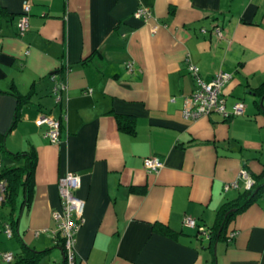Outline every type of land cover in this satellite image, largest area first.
<instances>
[{"label": "crops", "instance_id": "0c3cea01", "mask_svg": "<svg viewBox=\"0 0 264 264\" xmlns=\"http://www.w3.org/2000/svg\"><path fill=\"white\" fill-rule=\"evenodd\" d=\"M24 4L29 26L21 33ZM0 6V134L9 151L36 153L32 198L26 206L18 190L10 237L0 209V264H13L22 242L49 249L37 264L62 263L52 212L68 172L79 176L76 194L84 202L77 264H264V190L214 244L182 223L190 216L208 230L218 209L237 198L241 189L223 187L241 169L264 183V94L255 92L264 85V0H0ZM138 7L149 17H135ZM186 59L204 81L230 73L226 109L242 101L244 113L183 118L184 98L194 89ZM12 86L32 92L16 120ZM42 113L62 123L59 143H51L46 125H36ZM117 115L134 117L133 133L119 128ZM149 156L162 161L157 172L144 169ZM21 163L0 152V169ZM5 252L15 255L11 263Z\"/></svg>", "mask_w": 264, "mask_h": 264}, {"label": "built area", "instance_id": "2783aa9c", "mask_svg": "<svg viewBox=\"0 0 264 264\" xmlns=\"http://www.w3.org/2000/svg\"><path fill=\"white\" fill-rule=\"evenodd\" d=\"M28 12L29 5L24 4L23 13L18 20V28L23 33L29 26L28 24ZM134 16L137 18L149 17V11L146 7H138ZM216 35L221 36V28L216 26L214 29ZM187 70L194 78V89L192 92L184 98L182 107V116L185 119L195 120L201 116L209 115L211 113L220 114L223 117L242 115L245 111V105L242 101L236 102L232 111H227L225 105V98L223 96V88L230 81L231 74L222 70L216 72L212 79L204 81L198 74V70L188 59H186ZM132 68L131 63H127V69ZM56 94V100H59L57 94V88L53 89ZM37 126L46 125V136L51 143H59L60 135V120L54 116L42 113L35 121ZM163 163L155 157L149 156L144 158L143 167L147 172H157ZM79 176L75 172H68L58 181V196L60 200V206L58 210L52 212V218L55 222V229L53 233L55 236L62 239V246L64 251V264H77L76 255L74 249V241L76 232L82 221L83 199L77 196L76 188L78 185ZM239 181L242 182L240 187ZM254 184L253 177L246 169H241L237 179L233 182L224 185V191L229 189H250ZM1 190L3 184H0ZM1 199V196H0ZM182 223L185 227L196 229L198 233L209 238L208 230L197 223V221L190 217L185 216L182 219ZM5 234L10 237L12 235V229L8 224L4 226ZM2 258L6 263H11L14 260V254L11 252H5L2 254Z\"/></svg>", "mask_w": 264, "mask_h": 264}, {"label": "trees", "instance_id": "16d2710c", "mask_svg": "<svg viewBox=\"0 0 264 264\" xmlns=\"http://www.w3.org/2000/svg\"><path fill=\"white\" fill-rule=\"evenodd\" d=\"M5 14V9L0 6V17ZM260 89V90H259ZM258 95L264 94V85L255 89ZM259 90V91H258ZM10 93H12L17 100V114L19 117L20 107L29 104L32 92L27 94H21L15 87H11ZM117 123L119 128L125 130L128 133L134 132V117L129 115H117ZM62 123H60L61 129ZM8 153L15 158L23 159V163L20 165L5 166L0 169V183L3 182V189L0 188V209L2 211L1 224L5 226L8 224L15 233L16 223L18 221L17 205L15 199L20 188L23 189L24 199L22 201L26 206L29 205L32 193H33V174L36 164V153L34 151H22L11 152L7 149L4 143V134H0V152ZM254 184L250 189H241L238 192L237 198L224 203L217 211L215 223L208 228L209 232V244H214L219 239L222 233L226 229L227 222L236 214L243 211L251 202H253L258 196L261 195L264 190V183H261L260 175H253ZM58 245L62 246V239H57ZM47 250L36 251L22 242V250L16 256L14 255L13 264H37L42 254H45Z\"/></svg>", "mask_w": 264, "mask_h": 264}, {"label": "rangeland", "instance_id": "374dc122", "mask_svg": "<svg viewBox=\"0 0 264 264\" xmlns=\"http://www.w3.org/2000/svg\"><path fill=\"white\" fill-rule=\"evenodd\" d=\"M12 241H16L15 238H13ZM56 253H58V251H56ZM45 256H46V255H43V256L40 258V260H41V261L44 260V259H45ZM41 261H40V262H41Z\"/></svg>", "mask_w": 264, "mask_h": 264}, {"label": "water", "instance_id": "95a60500", "mask_svg": "<svg viewBox=\"0 0 264 264\" xmlns=\"http://www.w3.org/2000/svg\"><path fill=\"white\" fill-rule=\"evenodd\" d=\"M61 264H64V258H63V261H62V263Z\"/></svg>", "mask_w": 264, "mask_h": 264}]
</instances>
